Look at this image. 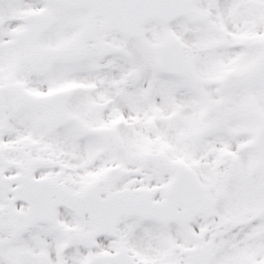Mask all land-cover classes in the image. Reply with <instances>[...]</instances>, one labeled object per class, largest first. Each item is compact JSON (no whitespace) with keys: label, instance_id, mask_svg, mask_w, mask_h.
I'll list each match as a JSON object with an SVG mask.
<instances>
[{"label":"snow or ice","instance_id":"obj_1","mask_svg":"<svg viewBox=\"0 0 264 264\" xmlns=\"http://www.w3.org/2000/svg\"><path fill=\"white\" fill-rule=\"evenodd\" d=\"M0 264H264V0H0Z\"/></svg>","mask_w":264,"mask_h":264}]
</instances>
